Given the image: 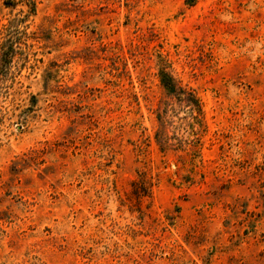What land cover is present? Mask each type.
Returning <instances> with one entry per match:
<instances>
[{
    "label": "rangeland",
    "instance_id": "374dc122",
    "mask_svg": "<svg viewBox=\"0 0 264 264\" xmlns=\"http://www.w3.org/2000/svg\"><path fill=\"white\" fill-rule=\"evenodd\" d=\"M0 264H264V0H0Z\"/></svg>",
    "mask_w": 264,
    "mask_h": 264
},
{
    "label": "trees",
    "instance_id": "16d2710c",
    "mask_svg": "<svg viewBox=\"0 0 264 264\" xmlns=\"http://www.w3.org/2000/svg\"><path fill=\"white\" fill-rule=\"evenodd\" d=\"M160 81L163 87L166 88L172 95L177 96L180 101H184V103L193 109H199L198 99L192 93L181 89V87L174 82L169 74L162 72Z\"/></svg>",
    "mask_w": 264,
    "mask_h": 264
}]
</instances>
